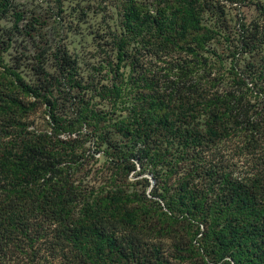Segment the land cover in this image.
I'll return each mask as SVG.
<instances>
[{"label": "trees", "instance_id": "1", "mask_svg": "<svg viewBox=\"0 0 264 264\" xmlns=\"http://www.w3.org/2000/svg\"><path fill=\"white\" fill-rule=\"evenodd\" d=\"M159 2L161 6L151 8L148 2L128 0L115 32L117 61L113 64L105 58L99 63L105 62L107 71L116 70L126 46L155 25L165 40L188 39L183 48L194 51L196 63L180 66L176 78L169 79L159 112L137 109L124 115L121 108L95 109L84 94L75 93V108H52L53 90L82 88L79 62L66 46H48L47 38L39 37L43 24L39 12L28 11L17 0H0V19L9 12L13 15L12 27L0 33V50H7L14 37L22 35L29 45L24 50L26 58L32 60L34 81H25L16 70L13 81L21 92L47 99L51 107L47 108L48 128L37 130L20 123L18 140L8 150H0V170L7 179L6 185L0 184L1 232L17 231L20 243L14 246L22 252L23 243L31 245L47 235L54 244L44 246L42 253L37 243L26 264H53L62 248L66 254L90 249L96 259H103L105 249H114L113 235L103 225L113 219L131 223L140 213L156 221L154 233L168 235L171 226H176L198 234L197 248L191 243L185 248L191 255L204 254L233 264H264V175L247 180L211 165L207 171L220 176L224 193L211 196L193 184L197 154L210 144L235 134L264 141V31L244 16L231 21L221 0ZM21 59L25 58L15 57L13 68L21 66ZM217 61L219 66H215ZM101 76L97 89H102L98 93L102 97ZM115 87L110 89H115L114 98L119 94ZM152 124L163 128L165 153L170 155L150 165L154 199L128 191L126 182L127 173L135 169L132 158H141L147 151L142 135ZM87 139L96 146L93 151L79 147ZM94 151L101 152L112 172L109 185L101 182L96 192L84 188V176H79ZM180 169L185 173L180 174ZM144 198L150 204L139 213L133 210ZM38 216L49 224L30 220ZM52 220L55 226L48 234ZM201 224L203 228H197ZM1 241L0 251L6 256L8 247Z\"/></svg>", "mask_w": 264, "mask_h": 264}, {"label": "rangeland", "instance_id": "2", "mask_svg": "<svg viewBox=\"0 0 264 264\" xmlns=\"http://www.w3.org/2000/svg\"><path fill=\"white\" fill-rule=\"evenodd\" d=\"M135 1L138 4L148 2L151 8L162 5L159 0ZM17 2L28 11L34 10L40 13L39 20L43 24L39 37H43L44 40L47 38L48 46L55 44L66 46L79 62V79L82 88H73L66 92L62 89L53 90L52 108H66V110L75 108L76 103L73 98L75 93L84 94L85 100L95 109L121 108L124 115L141 109L149 110V114H155L164 108L165 89L169 79L176 78L180 66L186 64L192 67L196 63L195 55L192 54L194 51L183 48L187 45L188 39L165 40L164 34L155 25L146 30L144 37H138L126 46L124 58L116 70L112 67L107 71L105 62L99 63V61L105 58L112 60L113 64L117 61V52L114 48L117 38L115 32L121 26L122 8L128 0H17ZM221 2L225 4L226 11L232 18L231 21L234 22L239 16H244L248 22H256L258 29L264 31V0H250L249 3L247 0L238 2L221 0ZM59 7L60 11H58ZM27 16L28 13L25 18ZM12 23L13 15L9 12L0 19V33L9 30ZM13 40L7 50H0V150H8L18 140L20 123L37 130L48 128L47 108H51L47 104V99H37L21 92L14 83V70L27 82H33L34 75L31 69L32 60L26 58L28 53L24 51L29 48L28 42L22 39V35L14 37ZM22 51L25 53L22 54ZM16 56L25 59H21L20 67L13 68V60ZM48 58V63L52 64L51 57ZM210 63L212 66L213 63ZM215 66H219L218 61L215 62ZM227 66H229L228 62L225 63V67ZM99 70L102 73L101 83L105 85L102 97L98 94L102 89H97V77L101 75L97 73ZM114 85L119 92L115 98L113 96L115 89L110 90ZM128 108L132 110L128 111ZM142 136L146 141L147 151L142 153L141 158L136 156L132 158L135 169L130 170L126 175L127 190L154 199L156 197L151 196V190L155 178L150 165L154 160H163L170 155L165 153L164 130L160 125H148ZM79 147L85 148L86 152L96 148L91 139L82 142ZM262 151H264L263 140L262 142L252 138L246 140L239 134L210 144L203 152L197 154L196 162L199 165L194 174L193 184L197 189L211 196L224 193L225 188L220 187V176L207 171L211 165L225 169L226 174L234 177H245L247 180L260 179L259 175H264V154H260ZM94 152V157H90L79 176H84V188H94L96 192L101 182L105 186L109 185L107 181L112 172L110 165L107 167L108 161H105L101 152ZM179 171L180 174L185 173L182 169ZM175 176L177 177V173ZM2 182L6 185L7 179L4 171L0 170V184ZM147 204H150L149 200L144 198L132 208L139 213L143 210L142 206ZM160 205L163 207L162 202ZM34 218L40 219L43 224H49L47 219L39 216L31 217L30 220ZM155 224V220L141 213L139 217H134L131 223L116 219L107 221L103 226L106 227V233L113 235L114 249L112 251L105 249L103 259H96L94 251L90 249L75 250L71 251L72 254H66L67 249L62 248V252H57L52 263L233 264L231 261L227 263L223 259L215 260L204 254L191 255L186 251L185 248L190 243L193 248H197L198 234L193 230L187 233L183 228L171 226V233L162 235L154 233ZM54 226L53 221L50 223L48 234L53 232ZM197 228L202 229L203 224ZM192 229H196V226ZM1 230L0 226V241L6 242L7 252L11 254L6 253L5 256L0 251V264L25 263L33 254L37 243L42 253L45 252L44 246H54L52 239L47 235L31 245L23 243L22 247L19 246L23 248L24 252H22L14 246L19 242L16 237L17 231L3 234Z\"/></svg>", "mask_w": 264, "mask_h": 264}]
</instances>
